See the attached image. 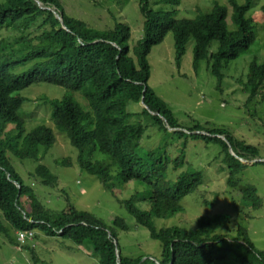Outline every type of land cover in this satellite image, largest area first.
Here are the masks:
<instances>
[{"label": "trees", "instance_id": "1", "mask_svg": "<svg viewBox=\"0 0 264 264\" xmlns=\"http://www.w3.org/2000/svg\"><path fill=\"white\" fill-rule=\"evenodd\" d=\"M179 2L138 0L142 36L130 48V29L123 23L115 21L112 28L100 30L67 15L59 0H0V212L13 233L11 244L20 249L39 229L46 236H60L78 246L90 244L99 264H149L140 258H117L114 228L126 230L122 219L114 218L113 227L107 228L87 211L71 206L59 212L47 209L13 168L10 156L38 163L55 142L46 126L34 127L28 133L24 130L23 106L31 99L20 92L45 83L65 89L59 99L44 96L38 100L49 105L50 120L76 150L79 168L113 196L115 189L131 182L148 187V195L143 198L149 204L148 211L137 209L132 199L119 202L159 242L158 264H216L228 253L239 264H264V251L254 248L245 228L231 230V217L226 214L199 217L193 230L175 226L156 229L152 221L182 212L181 199L198 190L203 180L201 171L187 168L166 181L169 166L174 172L183 168L187 141L181 143L172 160L157 148L141 151L140 140L146 131L143 118L158 131L171 129L169 133L178 139L185 137L219 147L227 186L240 192L247 207L261 205L255 188L240 186L238 178L246 166L240 159L259 160L258 148L235 139L220 126L194 120L181 124L148 85L151 49L171 33L175 64L179 66L187 43L193 40V71L197 73L204 62L220 89L222 69L246 54L257 38V28L245 16L252 0H244L243 5L228 0L230 14L218 4L208 12L196 9L193 19H176L175 11L149 7L150 3ZM45 8L54 9L62 24ZM261 11L264 18V5ZM242 85L247 102L256 97L264 101V60L249 64ZM140 102L146 109L139 106ZM128 103L138 105V109L128 111ZM229 146L235 157L229 154ZM57 163L70 165L67 159ZM257 164L264 166V162L253 165ZM29 176L46 188L57 186L56 176L45 165L38 164ZM4 226L0 220V233L7 232Z\"/></svg>", "mask_w": 264, "mask_h": 264}, {"label": "rangeland", "instance_id": "2", "mask_svg": "<svg viewBox=\"0 0 264 264\" xmlns=\"http://www.w3.org/2000/svg\"><path fill=\"white\" fill-rule=\"evenodd\" d=\"M235 1L239 5L244 4V0ZM59 2L67 15L84 21L90 27L110 29L115 21L127 25L130 29L128 42L130 48L142 36L143 17L139 11L138 0H59ZM214 4L225 6L228 14L231 13L228 0H180L178 5L150 3L149 7L154 11H175L176 19H193L196 9L208 12ZM263 5L264 0H252L245 16L257 28V38L246 54L229 62L222 69L224 78L220 89L204 62L200 63L197 73L193 71V40L187 43L179 66L174 61L171 33L165 36L161 44L153 47L148 56L150 66L148 85L169 106L181 124L188 125L194 120L202 125L207 123L223 127L235 139L258 148L260 160H264V101L256 97L247 102L248 95L244 92L242 83L246 80L249 64L252 61L260 64L264 60V18L261 11ZM52 11L55 12L54 9ZM227 23L230 26L229 18ZM215 46L216 42H213V48ZM64 92V88L45 83L33 84L20 92L21 96L31 99L23 106L25 133L34 127L46 126L52 130L55 142L38 163L10 156L13 168L47 209L59 212L71 206L77 210L87 211L102 221L107 228L113 227L114 218L122 219L126 230L114 228L118 247L117 258L120 255L122 258H140L141 261L148 260L149 264H158L159 242L153 240L148 230L137 224L119 202L132 199L137 209L148 211L149 204L147 200H143L148 195V187L131 182L123 189H115L113 196L97 179L79 168L76 150L64 134L58 133L50 120L49 105L41 99L38 100L44 96L48 99H59ZM82 105L85 106V103ZM126 109L135 112L138 105L128 103ZM141 123L146 126L140 140L141 151L157 148L165 157L172 160L178 154L181 143L187 141L183 168L174 172L169 166L166 181L187 168L201 171L203 180V185L198 190L181 199L182 212L166 219L153 218L155 228L175 226L193 230L199 217L226 214L231 217V230L237 226L245 228L254 248L264 251V166L251 164L253 160L251 162L240 160L242 164L244 161L249 164L238 174L239 185L254 187L257 197L261 200V205L257 208L247 207L241 199L240 192L226 184L227 172L224 171L223 154L219 147L185 137L178 139L169 133L171 132L169 128L166 132L149 127L148 119L143 118ZM63 159L69 160L70 165L57 163ZM256 160L258 159L254 161ZM38 164L45 165L56 176L58 182L55 188H46L29 176ZM204 202L208 204L205 205ZM0 220L7 229L6 233H0V264H99L90 244L78 246L60 236H46L39 229H35L34 238L26 241L19 249L9 241L13 233L1 212ZM32 256L35 259H32ZM216 264L239 263L233 254L228 253L225 260Z\"/></svg>", "mask_w": 264, "mask_h": 264}, {"label": "water", "instance_id": "3", "mask_svg": "<svg viewBox=\"0 0 264 264\" xmlns=\"http://www.w3.org/2000/svg\"><path fill=\"white\" fill-rule=\"evenodd\" d=\"M36 2H37V1H36ZM37 4L40 6V3H39V2H37ZM45 9H48V10L51 11V9H49V8H45ZM51 12L54 13L55 17H56V18L59 20V22L62 24L61 16H59V15H58L56 12H54V11H51ZM140 104H141V106H142L143 108L146 109V107L142 104V102H140ZM149 113H150V115H154V114L151 113V112H149ZM228 152H229L230 155H232L233 157H235V154L232 152L230 146L228 147ZM240 160H241V159H240ZM257 162H264V160H260V159H259V160H256V161L253 160V162H251V164H254V163H257ZM244 164H249V163L246 162V161H244ZM169 264H172V261H171Z\"/></svg>", "mask_w": 264, "mask_h": 264}, {"label": "clouds", "instance_id": "4", "mask_svg": "<svg viewBox=\"0 0 264 264\" xmlns=\"http://www.w3.org/2000/svg\"><path fill=\"white\" fill-rule=\"evenodd\" d=\"M248 162H251V161H248ZM247 165V164H246Z\"/></svg>", "mask_w": 264, "mask_h": 264}, {"label": "built area", "instance_id": "5", "mask_svg": "<svg viewBox=\"0 0 264 264\" xmlns=\"http://www.w3.org/2000/svg\"><path fill=\"white\" fill-rule=\"evenodd\" d=\"M29 234H31V233L29 232Z\"/></svg>", "mask_w": 264, "mask_h": 264}]
</instances>
